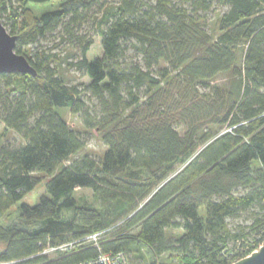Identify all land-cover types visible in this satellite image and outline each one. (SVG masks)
I'll use <instances>...</instances> for the list:
<instances>
[{
  "label": "trees",
  "instance_id": "obj_1",
  "mask_svg": "<svg viewBox=\"0 0 264 264\" xmlns=\"http://www.w3.org/2000/svg\"><path fill=\"white\" fill-rule=\"evenodd\" d=\"M19 1L8 15L10 28L2 22L37 74L0 73V123L24 139L0 147V215L41 182L35 172L61 169L36 204L22 202L14 221L0 222V261L75 264L96 257L98 248L83 245L56 258H29L48 243L109 229L113 219L80 204L78 187L91 188L128 217L101 246L125 251L133 264H169L158 260L164 254L181 264H230L232 254L258 247L264 238V0H61L39 15L30 4L52 0ZM11 2L0 0V18ZM214 6L222 9L210 23L202 13ZM90 20L103 49L93 59V37L78 33ZM62 27L81 49L69 64L90 77L86 87L67 83L53 65L56 55L32 47ZM86 91L98 101L94 111ZM57 107L80 113L87 127L99 130L107 146L100 159L72 158L86 142ZM242 213L250 224L233 230L228 219ZM139 243L150 248L151 261L139 254Z\"/></svg>",
  "mask_w": 264,
  "mask_h": 264
},
{
  "label": "rangeland",
  "instance_id": "obj_2",
  "mask_svg": "<svg viewBox=\"0 0 264 264\" xmlns=\"http://www.w3.org/2000/svg\"><path fill=\"white\" fill-rule=\"evenodd\" d=\"M60 4L61 0H52L43 4L31 3L30 6L33 8L34 12L39 15L46 10L58 8ZM18 6H20V1L12 0L10 7H8V9L3 12L1 20L6 23L8 28H10L8 15L11 13L12 8H16ZM221 9L222 8H217V6H214L212 7L211 11L202 14L207 15L208 20L211 21L210 23H213L217 13H219ZM65 32L66 31L63 27L59 28L55 32L38 38L32 47L34 49H38L40 51L44 50L56 55L57 59L55 58L53 65L57 67L59 73L67 83L71 85H77L80 88L86 87L90 82V77L83 71L78 70L69 64L70 62H76L81 58V49L78 46L77 40L73 41L69 39V36H67ZM78 33L79 35L90 34L93 37V43L88 52V57L90 59L102 55L103 49L101 35L96 31V25L92 20L84 22V24L78 28ZM130 54L133 55V52ZM134 59H136V56H134ZM221 81L222 83L225 82L223 80ZM85 100L92 111L97 109L98 101L90 94L89 91L85 92ZM56 110L63 118H65L69 125L78 131L85 139L86 145L84 150L73 155L72 158L89 153L95 158L100 159L107 146L103 142L99 130L96 128L87 127L83 122L81 114L72 112L70 108L57 107ZM7 141L12 142L15 145L24 143V139L18 132L7 128L3 123H0V147ZM253 165L256 167L260 166L261 163L259 160H253ZM60 169L61 166L57 167L53 173L35 172V175L40 177L41 182L35 187V189L29 192L19 203H17V205H14L10 210L0 215V222L10 223L11 221H14L17 218L16 210L18 209V205L20 203L27 202L29 204H36L40 200V197L46 194L47 181L52 178ZM140 175H142L143 178H149L150 172L148 170H142ZM75 196L77 197L80 204L97 208L108 219H113V223L110 225V227H108V234L115 231L128 218L122 215H117L114 203L104 201L100 196L96 195L91 188L78 187L75 191ZM201 210L202 213L205 214L206 210L204 208ZM65 214L68 215L69 213L65 212ZM228 222L233 230H237L240 226L249 225L251 221L247 213H242L239 216L229 218ZM168 233L172 236H179L182 234V230L170 229ZM1 247L2 244L0 243V248ZM138 249L139 254L144 255L147 258V261H151L155 257L150 248L143 243L138 244ZM132 257H134V255ZM158 260L167 262L169 264L182 263L178 256H171L169 254L162 255L158 258Z\"/></svg>",
  "mask_w": 264,
  "mask_h": 264
},
{
  "label": "built area",
  "instance_id": "obj_3",
  "mask_svg": "<svg viewBox=\"0 0 264 264\" xmlns=\"http://www.w3.org/2000/svg\"><path fill=\"white\" fill-rule=\"evenodd\" d=\"M109 229L94 231L91 233H87L84 236L72 240H68L61 243H48L45 245L40 251H38L33 256H30L29 258L36 257V256H49L50 258H56L59 255L71 252L83 245H91L96 248H98V255L93 258L85 259L82 261H79L75 264H133L131 261L130 256L125 251H118V252H106L102 250V242L107 235ZM264 238L261 242V244L254 248L253 250H249V248L244 249L247 252L242 257L235 258L232 254L231 256V263L233 264L247 256H249L252 252L257 251L263 244ZM14 261H0V264H10Z\"/></svg>",
  "mask_w": 264,
  "mask_h": 264
},
{
  "label": "water",
  "instance_id": "obj_4",
  "mask_svg": "<svg viewBox=\"0 0 264 264\" xmlns=\"http://www.w3.org/2000/svg\"><path fill=\"white\" fill-rule=\"evenodd\" d=\"M16 45L17 36L8 31L0 18V73L36 75L37 72L29 59L16 51ZM233 264H264V242L257 251Z\"/></svg>",
  "mask_w": 264,
  "mask_h": 264
}]
</instances>
